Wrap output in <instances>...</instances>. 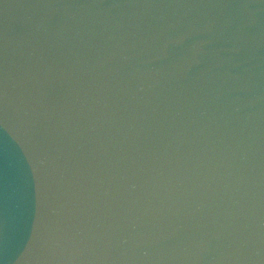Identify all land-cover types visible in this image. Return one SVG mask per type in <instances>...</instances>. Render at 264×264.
<instances>
[{
    "label": "water",
    "instance_id": "1",
    "mask_svg": "<svg viewBox=\"0 0 264 264\" xmlns=\"http://www.w3.org/2000/svg\"><path fill=\"white\" fill-rule=\"evenodd\" d=\"M0 264H264V0H0Z\"/></svg>",
    "mask_w": 264,
    "mask_h": 264
}]
</instances>
